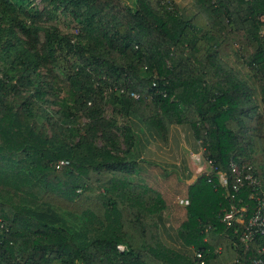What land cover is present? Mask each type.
Instances as JSON below:
<instances>
[{
    "label": "trees",
    "instance_id": "trees-1",
    "mask_svg": "<svg viewBox=\"0 0 264 264\" xmlns=\"http://www.w3.org/2000/svg\"><path fill=\"white\" fill-rule=\"evenodd\" d=\"M42 1L38 8L0 0V264L264 257L260 233L248 245L241 240L257 209L251 194L264 199V0ZM53 89L60 97L53 111L65 119L50 117L58 130L49 134L38 110ZM104 99L128 125L110 122ZM79 113L86 121L70 126ZM170 124L190 125L216 167L183 191L177 245L161 236L171 183L142 172L137 152L143 126L167 140ZM232 161L261 187L245 182L235 191ZM233 205L247 210L228 225L223 216Z\"/></svg>",
    "mask_w": 264,
    "mask_h": 264
},
{
    "label": "crops",
    "instance_id": "crops-1",
    "mask_svg": "<svg viewBox=\"0 0 264 264\" xmlns=\"http://www.w3.org/2000/svg\"><path fill=\"white\" fill-rule=\"evenodd\" d=\"M139 134L137 152L139 153V158L146 161L139 163L142 167V172L150 171L153 166H161L168 171L169 169L174 170L175 182L172 181L174 177L165 179V177L157 176L155 182L158 185L162 181L167 182L169 180L170 185L174 186L175 189H179V186L182 185L185 187L184 191H186L187 185L192 183L199 174L210 170V163L204 155L203 146L200 140L195 137L190 125L170 124L168 126L167 140H164L155 130L147 126H143ZM148 161L153 164H148ZM145 169L146 171H144ZM179 197L181 201L187 200L186 192L180 193ZM176 206L179 212L176 222L173 221L172 223L167 217V214L171 211L170 206L165 211L164 219L161 223L162 239L169 245L179 244L176 236V227L186 215L185 205Z\"/></svg>",
    "mask_w": 264,
    "mask_h": 264
},
{
    "label": "rangeland",
    "instance_id": "rangeland-1",
    "mask_svg": "<svg viewBox=\"0 0 264 264\" xmlns=\"http://www.w3.org/2000/svg\"><path fill=\"white\" fill-rule=\"evenodd\" d=\"M127 1H130V0H127ZM175 1L178 3V5L183 7V6H187L190 0H175ZM33 2L36 5V7H38V8H42L44 6V4H45L42 0H33ZM61 26H62V29L65 32H75L74 25L70 24L69 20H62L61 21ZM231 62L233 63L234 59ZM0 67H3L2 63H0ZM42 74L45 75L46 74V70H43ZM60 83L62 84L63 80H61ZM66 83H67V79H64V84H66ZM55 90L56 89L51 90V92L47 95V98L50 101L45 103V105H44L46 107L45 111L43 109L38 110V113H39L38 121H39V123L41 125H44L46 127L47 132L49 134H52L55 130H58V128L55 126L56 121H52L50 119V117L54 116V119H58V117H61V119H63V120L65 119V117H63V115L56 114L53 111L54 109L60 107V102H59L60 97L56 96V94L54 93ZM62 93H64V92H62ZM106 93H107V95H109L110 91L107 90ZM68 106H70V111H74L70 100H69ZM103 107L105 109V115L109 118V120H110V122L112 124L118 125L120 127L123 126V125H128L129 124L128 118L123 116L122 114L118 113L117 110L112 106V104L109 101H107L106 99H104V101H103ZM42 112H45V114H42ZM78 115L79 116H78L77 122L69 124L70 126H73V125H75V127L82 126L83 123L86 121L84 116L81 113H79ZM60 135L62 137H65L64 133H60ZM71 138L72 139H76L77 138V130H74L72 132V135H71V137L69 139H71ZM121 146H123V147L126 146L125 141L123 140V137H121ZM202 149H203V151L205 150L204 147H202ZM169 174L171 175V178L174 177L172 179V181L175 182V177L176 176L174 175V170L169 169ZM150 175L151 176H155V175L156 176H161L162 178L165 177V173H164L163 169L161 167H159V166L151 167ZM167 178H170V176L167 177ZM166 184H168V183H166ZM174 185H176V184H174ZM168 188H169V191L171 193V196H170L171 202L169 204L171 206V211H170V213L167 214V217L173 223V221L176 222V218H177V215L179 213L178 212V208H177L176 205H180L181 203H183V202H181V200H179L180 199L179 194L184 191L185 187L180 185L179 189H175L174 186L168 185Z\"/></svg>",
    "mask_w": 264,
    "mask_h": 264
},
{
    "label": "built area",
    "instance_id": "built-area-1",
    "mask_svg": "<svg viewBox=\"0 0 264 264\" xmlns=\"http://www.w3.org/2000/svg\"><path fill=\"white\" fill-rule=\"evenodd\" d=\"M137 96V94H134ZM210 163V170L208 173L210 174L211 171L215 170L216 167L213 166V163L211 160H208ZM232 171L234 173V183H233V189L235 191H239L240 187L247 182L248 184L252 185L254 190L261 187L260 180L254 175V173H245L243 169L234 161L231 162ZM218 179L219 183L223 186L229 185V177L228 174L224 171H218ZM252 197L256 198L257 201V209L253 213V215L249 218L247 224L245 225L243 234L241 236V240L243 242H246L248 245L249 243L253 242L255 236L257 233H260L264 237V199L256 194L252 193ZM234 197V194L232 195ZM188 203V200H182ZM247 206L244 205L241 208L235 207V205L232 206V208L224 213L223 221L227 223L228 225H232L237 221H243L244 216L246 214ZM261 253H264V244L259 248ZM197 257L203 258V253L201 251H198L196 253ZM254 264H264V257H258L254 259Z\"/></svg>",
    "mask_w": 264,
    "mask_h": 264
}]
</instances>
